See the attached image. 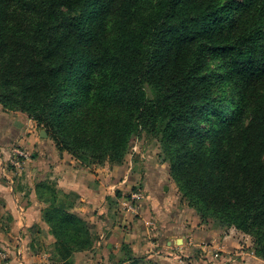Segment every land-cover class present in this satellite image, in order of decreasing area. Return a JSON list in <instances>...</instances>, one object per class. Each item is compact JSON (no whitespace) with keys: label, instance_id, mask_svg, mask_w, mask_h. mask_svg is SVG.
<instances>
[{"label":"trees","instance_id":"16d2710c","mask_svg":"<svg viewBox=\"0 0 264 264\" xmlns=\"http://www.w3.org/2000/svg\"><path fill=\"white\" fill-rule=\"evenodd\" d=\"M0 104L91 170L156 140L201 224L252 236L264 261V0H0ZM36 192L53 264H77L98 240L80 196ZM106 249L101 264H161Z\"/></svg>","mask_w":264,"mask_h":264},{"label":"crops","instance_id":"0c3cea01","mask_svg":"<svg viewBox=\"0 0 264 264\" xmlns=\"http://www.w3.org/2000/svg\"><path fill=\"white\" fill-rule=\"evenodd\" d=\"M41 131L26 114L5 111L0 104V246L22 244L23 262L32 259L30 247L35 243L31 233L35 227L48 230L42 216L46 205L39 200L36 183L50 178L63 191L80 196L74 212L96 232V245L111 248L129 243L136 253L161 264H264L252 253L247 238L240 241L243 234L238 230H208L195 213L174 203L175 193L160 196L158 189L165 188V193L169 178L162 164L160 174L155 172L145 178H137L129 165L91 170L79 166L67 152L59 151L50 138L41 136ZM30 168L33 175L27 173ZM137 179L149 182L146 190L153 181L148 198L158 215L143 208L136 217L125 205L131 193L127 197L123 193L116 219H112L107 198L114 197L117 191L129 192ZM4 251L11 254L7 259L15 260L12 251ZM21 260L16 256V263Z\"/></svg>","mask_w":264,"mask_h":264},{"label":"rangeland","instance_id":"374dc122","mask_svg":"<svg viewBox=\"0 0 264 264\" xmlns=\"http://www.w3.org/2000/svg\"><path fill=\"white\" fill-rule=\"evenodd\" d=\"M14 113H19V112H14ZM47 138H49V137H47ZM159 155H160V149H159V145L157 144L156 140L149 138L147 136H143L140 139L136 140L132 144L131 153L129 154V156L126 160L125 165H129V167H132L133 172L137 178H140L141 176H144V178L146 176L149 177V175H152L155 172H158L160 174V172H161V168H160L161 166H159L160 164H162L163 167H165L166 170H168V172H169L170 171L169 164L160 162ZM105 165H110V164L105 163ZM105 165H103V166H105ZM103 166L100 165V166L95 167V168L97 170ZM27 173L30 175H33L31 168L29 169V172H27ZM141 181H138V179H137L136 185H133V186L130 185L131 190L129 192H127L125 190L120 191L122 193V198H121V201H119V205H121V203L123 201V197H124L123 193H125V197H127L129 195V193L132 194L135 192H139L144 196L142 202L139 204L140 211H141V209L143 210V208H145L150 214H157V212L155 210H153L154 208L151 205V198L150 199L148 198V197H150L149 195H151L150 192H152V191H150V189H153L154 183H153V181H151L150 182L151 184L149 185V189L146 190L145 189L146 184H148L149 182L145 183L144 181H142V182ZM165 187H168V190L165 191V193H163L165 188L163 190H162V188L158 189V194L160 193V196L161 195L172 196V193L173 194L175 193V198L173 199L174 203L176 205H179L180 207L185 206L184 208H186V210L188 208L191 213H195L196 216H198L200 218V215L197 214V211H195L193 208H189L190 206H189L188 200L186 198H184L183 193L181 192V190L179 188V185L170 177V175L168 178V182H166V184H165ZM148 201H150V202H148ZM119 205H118V207H119ZM180 209H182V208H180ZM178 212H179V210H178ZM178 214H180V212ZM138 215H140V212ZM138 215H135V216L138 217ZM203 225L208 230H215V229L216 230H224V231H229L230 229L237 230L235 227H232V228H226V227L215 228L210 224L209 225L203 224ZM238 231L241 233V235L243 234V237L239 238L240 241L241 240L246 241L245 238H247L249 240V242H251L250 244L252 247V253L254 254V251H253L254 239H253V237L248 235V234H245L244 232H242L240 230H238ZM23 235H25V234H23ZM31 237H34L33 242L35 244H33V246L30 247V253H31L30 257L32 259L29 261V263H26L25 261L23 262L21 260L23 257V253H24L23 249L25 248L21 244V246H19V247L3 246L4 247L3 248L0 246V264H53V261H52L50 254L53 251V249L51 247V243L54 241V239L51 237V235L48 234V230L37 225L35 227V229L32 231ZM20 238L25 239L24 236H22V235H20ZM4 249L12 251L14 259L16 260V256H17L18 258H20V260L22 262L16 263L15 260H13L11 258L7 259V257H11V254H10V256H8L6 251H4ZM20 250L22 251V253ZM17 251H18V255L15 254ZM108 258H109V253H107L106 246L104 244H103V246L102 245H100V246L95 245V247H93L91 250L78 254L76 256V263L77 264H101V262L107 261Z\"/></svg>","mask_w":264,"mask_h":264},{"label":"built area","instance_id":"2783aa9c","mask_svg":"<svg viewBox=\"0 0 264 264\" xmlns=\"http://www.w3.org/2000/svg\"><path fill=\"white\" fill-rule=\"evenodd\" d=\"M144 196L139 193L135 192L130 195V197L125 201L128 206V208L132 211L133 214L138 215L139 214V203L142 202ZM183 263V261H181Z\"/></svg>","mask_w":264,"mask_h":264},{"label":"water","instance_id":"95a60500","mask_svg":"<svg viewBox=\"0 0 264 264\" xmlns=\"http://www.w3.org/2000/svg\"><path fill=\"white\" fill-rule=\"evenodd\" d=\"M41 136L44 137V138H47L48 137V134L46 133V131H41Z\"/></svg>","mask_w":264,"mask_h":264}]
</instances>
